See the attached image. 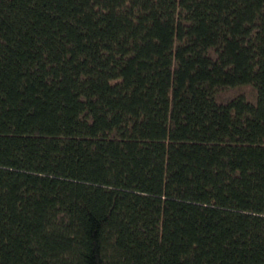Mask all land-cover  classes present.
Wrapping results in <instances>:
<instances>
[{
	"label": "trees",
	"instance_id": "16d2710c",
	"mask_svg": "<svg viewBox=\"0 0 264 264\" xmlns=\"http://www.w3.org/2000/svg\"><path fill=\"white\" fill-rule=\"evenodd\" d=\"M0 264H264V0H0Z\"/></svg>",
	"mask_w": 264,
	"mask_h": 264
}]
</instances>
